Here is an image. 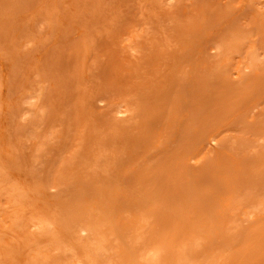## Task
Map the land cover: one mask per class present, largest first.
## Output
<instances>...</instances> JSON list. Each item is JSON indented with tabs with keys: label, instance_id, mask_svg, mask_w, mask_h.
I'll return each mask as SVG.
<instances>
[{
	"label": "rangeland",
	"instance_id": "1",
	"mask_svg": "<svg viewBox=\"0 0 264 264\" xmlns=\"http://www.w3.org/2000/svg\"><path fill=\"white\" fill-rule=\"evenodd\" d=\"M0 264H264V0H0Z\"/></svg>",
	"mask_w": 264,
	"mask_h": 264
}]
</instances>
